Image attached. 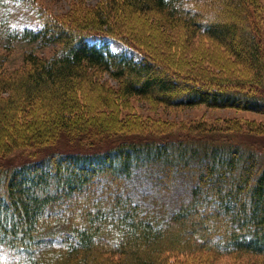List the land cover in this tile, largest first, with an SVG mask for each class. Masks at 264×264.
Returning <instances> with one entry per match:
<instances>
[{"label": "trees", "instance_id": "trees-1", "mask_svg": "<svg viewBox=\"0 0 264 264\" xmlns=\"http://www.w3.org/2000/svg\"><path fill=\"white\" fill-rule=\"evenodd\" d=\"M10 1L0 0V11ZM99 1L69 18L34 6L35 28L0 22V257L7 264H174L207 252L264 262V150L198 125L160 141L127 138L119 114L136 98L264 115L261 82H254L264 75L258 0ZM137 13L141 23L150 17L167 29L156 28L164 51L121 29V19ZM178 27L188 41L203 36L218 44L252 70V82L218 85L187 73L166 54L169 29ZM17 39L58 48L48 57L25 52L24 65L8 70ZM110 39L141 58L112 51ZM99 73L115 86L100 83ZM59 135L84 149L37 157ZM25 146L36 148L29 160L5 162Z\"/></svg>", "mask_w": 264, "mask_h": 264}, {"label": "rangeland", "instance_id": "rangeland-1", "mask_svg": "<svg viewBox=\"0 0 264 264\" xmlns=\"http://www.w3.org/2000/svg\"><path fill=\"white\" fill-rule=\"evenodd\" d=\"M99 3V0H11L9 4L0 11V22H8L17 28L23 26L35 28L37 26V20L34 6L43 7L52 14L67 16V18H69L79 12L85 13V11H92L99 7ZM258 4V12L262 25V30L258 35L264 49V0H258ZM141 16V14L137 13L133 19L134 21L130 22L128 18L123 17V19H121L123 22L120 23L121 29L127 31L125 32L127 34L137 35L144 45L154 49L156 53H159L163 50L162 48L165 47V44L161 43L162 40L159 38V31H156V28H158L157 30L165 31L167 29L163 27V25L155 27L156 25L153 24L154 19L150 17H148L147 24L145 25L143 22L141 23ZM149 16L152 17V15ZM202 21L205 24L209 22L206 16L203 17ZM122 23H127L126 26L129 28L124 27ZM169 30L168 34L172 39V43L168 46L166 54L168 53L170 57L174 58L178 65L184 68L187 73L215 77V83H219L218 85H221L220 79H242L244 82H249V80L252 82V70L235 61L231 55L227 54V52L215 42L203 36L192 37L188 41L186 40L187 34L184 32L183 28L178 27ZM3 43H5V40L0 39V52H4ZM108 44L114 52L126 53L136 60L141 58L138 51L126 47V45L118 39H110ZM57 48L55 44L40 45L36 42L30 43L17 39L13 43L12 51L8 54L5 67L8 70H13L23 66V56L25 52L33 51L39 56L48 57ZM154 69L157 71L161 70L160 66L157 65ZM97 80L100 83L103 82L109 86H115V82L111 80L107 74L99 73L97 75ZM261 80L262 81L259 82L258 80L254 81L258 85L261 82L259 85L260 87L257 86V92H264V75ZM238 84L239 85H233L237 87L242 85V83ZM227 86L234 88L232 85ZM242 86H248V83ZM119 114H122L120 117L121 119L123 118V121L127 120V123L121 125L123 130L121 134L123 137L127 138L144 137L148 139L153 137L160 141L161 139H170L185 134L188 130V126H190L193 131L197 130L195 126L198 125L206 131L224 128L229 134L235 135L231 137L233 140L259 150H264V131L258 128L260 124H264V115L253 111L232 107H209L205 104H199L189 108H175L152 101L133 98L130 100L127 107H120ZM106 146L107 145H103L102 148L105 149ZM83 147L84 146L81 142H78L77 139L70 138L66 135H59L52 149L39 151L37 157L45 156L56 148L64 152L84 149ZM35 150L36 148L34 146H25L16 149L7 156L5 162L9 165L23 163L29 160L30 154ZM0 264H7V262L4 258L0 257ZM174 264H264V262L251 255L215 256L207 252H196L185 257H179L177 260L175 259Z\"/></svg>", "mask_w": 264, "mask_h": 264}]
</instances>
